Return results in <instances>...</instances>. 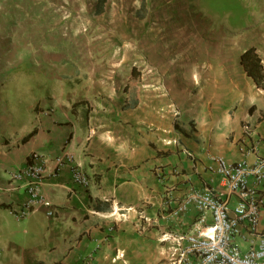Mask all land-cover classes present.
Returning a JSON list of instances; mask_svg holds the SVG:
<instances>
[{
    "label": "crops",
    "instance_id": "1",
    "mask_svg": "<svg viewBox=\"0 0 264 264\" xmlns=\"http://www.w3.org/2000/svg\"><path fill=\"white\" fill-rule=\"evenodd\" d=\"M253 45L264 63V42ZM190 63L157 55L147 68L121 75L69 69L67 86L59 96L50 93L44 110L35 103L24 130L15 111H1L0 264H165L161 235L191 230L199 214L194 205L173 214L189 188L229 194L223 176L209 168L212 155L237 162L242 147L255 143L264 154V89L240 57L236 76H226L227 58ZM213 70L226 78L217 90L207 87ZM80 100L87 102L73 111ZM36 151L47 158L43 194L57 212L50 216L40 204L17 219L8 210L26 191L12 175ZM64 155L88 172L90 187L73 183L69 165L57 169ZM236 202L232 195L231 206ZM250 241L243 228L237 244L247 250Z\"/></svg>",
    "mask_w": 264,
    "mask_h": 264
},
{
    "label": "rangeland",
    "instance_id": "2",
    "mask_svg": "<svg viewBox=\"0 0 264 264\" xmlns=\"http://www.w3.org/2000/svg\"><path fill=\"white\" fill-rule=\"evenodd\" d=\"M99 3L0 0V113L6 106L15 111L22 130L50 93L59 96L67 86L69 69L121 75L167 55L193 66L227 58L226 76H236L241 52L264 42V0ZM218 73L206 78L210 89L225 81Z\"/></svg>",
    "mask_w": 264,
    "mask_h": 264
},
{
    "label": "built area",
    "instance_id": "3",
    "mask_svg": "<svg viewBox=\"0 0 264 264\" xmlns=\"http://www.w3.org/2000/svg\"><path fill=\"white\" fill-rule=\"evenodd\" d=\"M244 130L246 136H253L250 124H246ZM242 150L243 158L237 162H230L222 156L211 157L215 165L209 168L223 176L228 195L216 193L209 185L191 186L178 203L173 211L175 216H181L192 205L197 207L199 214L191 230L161 235L160 240L166 244L165 264H264V228H261L264 154L258 143L243 146ZM251 155L252 162L248 160ZM56 165L59 171L69 165L74 184L83 188L92 185L91 176L81 165L74 163L72 156L59 157ZM46 177L47 158L33 152L26 166L13 172V180L23 183L26 198L9 207L10 215L17 219L26 218L40 204L49 208L48 215L56 214V207L43 194ZM232 195L237 200L234 207L231 206ZM243 228L248 230L251 238L247 250L236 242Z\"/></svg>",
    "mask_w": 264,
    "mask_h": 264
},
{
    "label": "trees",
    "instance_id": "4",
    "mask_svg": "<svg viewBox=\"0 0 264 264\" xmlns=\"http://www.w3.org/2000/svg\"><path fill=\"white\" fill-rule=\"evenodd\" d=\"M106 1L107 0H100L99 4H103ZM240 63L246 70V73L254 79L258 87L264 89V63L256 46L254 45L249 46L241 52ZM86 102H87L86 100L76 101L75 103H73L72 110L74 111L78 105H82ZM34 134H35V130L27 134L24 140L25 141L29 140Z\"/></svg>",
    "mask_w": 264,
    "mask_h": 264
}]
</instances>
